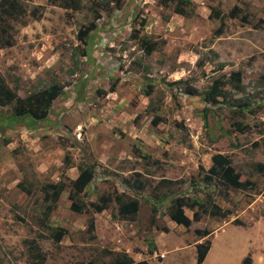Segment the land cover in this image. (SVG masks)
Returning a JSON list of instances; mask_svg holds the SVG:
<instances>
[{
	"label": "rangeland",
	"instance_id": "1",
	"mask_svg": "<svg viewBox=\"0 0 264 264\" xmlns=\"http://www.w3.org/2000/svg\"><path fill=\"white\" fill-rule=\"evenodd\" d=\"M18 1L25 14L9 20L13 44L0 46V77L21 97L52 82L63 90L37 128L0 127V264H37L29 240L38 245L40 264H103L126 251L134 261L194 264V244L206 238L212 248L203 264H240L248 255L253 264H264V220L252 228L227 223L219 229L216 218L205 214L181 230L168 215L174 198L191 204L211 195L231 212L218 222L240 220L239 214L250 223L264 219V175L253 168L264 162V0H190L188 17L173 12L176 0H121L119 6L106 7L107 0H81L78 11L49 0ZM234 5L240 14L230 17ZM211 6L225 15L219 36L212 34L219 20L209 18ZM35 7L38 19L30 14ZM243 14L247 22L240 19ZM257 23L260 28H254ZM92 24L87 38L91 55L86 57L78 33ZM141 39H165L166 44L161 51L146 53ZM236 71L244 91L227 82L228 100L241 98L247 109L232 108L221 98L216 104L205 101L214 79H228ZM186 86L198 93L185 94ZM12 112V106L0 107V117ZM155 118L159 122L154 125ZM234 121L250 130H235ZM213 153L228 155L240 180L254 181L255 188L242 191L204 182L198 166L206 169ZM79 165H92L95 171L81 200L124 192L140 202L135 220L121 219L114 200L101 212L87 208L77 214L69 208V187L43 220L41 187L74 179ZM136 173L143 190L127 182ZM161 177L176 182L165 200L156 201L151 187ZM184 209L192 215L197 207ZM90 217L93 233L87 230ZM56 228L65 231L59 242L52 237ZM196 229L211 233L200 239ZM175 235L181 238L177 245ZM161 237L168 247L156 244L151 254L150 242L157 238L160 244Z\"/></svg>",
	"mask_w": 264,
	"mask_h": 264
},
{
	"label": "trees",
	"instance_id": "2",
	"mask_svg": "<svg viewBox=\"0 0 264 264\" xmlns=\"http://www.w3.org/2000/svg\"><path fill=\"white\" fill-rule=\"evenodd\" d=\"M51 3L59 4L64 8H69L73 11H78L81 9L82 3L81 0H49ZM164 3L168 1L174 0H163ZM114 4L119 6L121 0H107L104 3V6H108L109 4ZM190 0H176L173 8V12L184 17H188L191 15L190 9ZM25 14V8L20 4L18 0H0V46H12L11 35L8 31L12 28L9 23L11 19L21 18L22 15ZM30 14L38 19L39 15H37L36 7L33 8ZM240 14V8L237 5H234L230 11L228 12V16L237 17ZM209 18H215L219 20V25L214 28L212 31L213 36H219L223 33L225 28V15L220 11V9L215 6L210 7ZM240 19L243 22H247L248 15H241ZM263 22V21H260ZM262 27V26H261ZM93 24L86 27L85 29H81L78 33V38L81 42L85 43L86 46L82 51V54L86 57H90L91 55V44H87V38L89 37L88 32L93 29ZM254 28H260L257 24H254ZM264 28V24H263ZM166 44L165 39H161L159 41H153L150 39H141V45L146 53H151L153 51H161L163 46ZM199 66L203 65V61L199 60L197 62ZM242 75L240 71L231 72L229 74L228 79L216 78L212 81L208 90L205 91V101L216 104L219 102L218 98H221L223 101L227 102V104L232 108L239 107L238 110L247 109L245 108L248 104L246 102H242L241 98L232 99L233 102L230 103L228 100V96L231 92L230 89H226L228 83L232 85V88L238 92L244 91V86L241 82ZM228 82V83H227ZM261 87L264 88V80L260 81ZM63 90V85L52 82L43 88L36 89L26 95L25 97H21L18 95L16 90L11 89L0 77V107L12 106L13 112L7 116L0 117V127L4 128H13L16 125L24 126L27 129H35L37 128V123L44 120L49 112V108L52 102L61 94ZM185 94L196 95L198 93L197 89L191 86H186L183 90ZM234 116L238 115V112L235 109ZM204 126H206V119L203 117ZM153 124H157L159 122L158 118L152 120ZM235 130L244 133L250 130L248 125H244L241 122L234 121L232 123ZM64 161L66 164H69L70 160L68 154L65 155ZM212 164L211 166L205 170L202 165L198 166V173H202V180L206 183H212L213 181H218L225 188L232 187L234 189L246 191L252 190L255 188L256 183L250 179L240 180L241 173L234 167L232 161L228 155L222 153H214L211 156ZM156 163L157 161H153ZM253 168L258 173H262L264 175V162H257L253 165ZM78 172L74 179L69 180H58L56 182H47L42 187V201L44 204V210L42 212L43 220H47L50 217V214L53 212L59 198L62 193L65 191L67 187H69L68 199L70 200L69 208L71 211L81 214L87 208H90L93 212H101L106 210L109 207V204L112 200L116 203L117 213L121 219L134 221L140 207V202L137 198L131 197L124 192L113 191L112 195L102 194L98 197L97 201H89L85 202L81 200L80 195L83 193L85 188L89 185L95 175V171L92 165H79L77 167ZM141 174L136 173L135 178L130 181L131 184L136 189L142 190L145 185L142 180H140ZM175 180L168 178H161L157 183L152 186V194L156 201L165 200L168 197V193L170 192V188L175 183ZM24 192L28 195L31 194V189L21 184L18 185ZM163 188L167 189L164 191ZM169 189V191H168ZM261 194L264 196V188L261 191ZM197 207V210L194 211L193 217L189 218L185 212L184 207L193 208ZM153 213L156 212L155 207L152 208ZM230 213L229 210H223L220 208L214 201V198L211 195L206 196V200L204 202L201 201H193V203L188 204L187 201L181 198H174L173 202L170 206L169 217L171 220L176 222L177 224H181L185 227H190L192 221H199L202 215H210L211 217H221L225 218ZM151 221H155L154 215L151 216ZM237 224H241L240 221L234 220ZM87 230L90 233H93L95 230V221L93 217H90L87 225ZM163 231L168 232L167 228H164ZM64 229L56 228L52 231V237L55 242H59L63 235ZM198 238H204L210 235L211 231L208 229L195 230ZM94 237V235H92ZM29 249L31 251V255L34 261L37 264L43 260V256L40 253L38 245L35 240H29ZM211 245V241L206 238L203 241L196 244V260L194 264H202L205 255L207 254ZM150 253L153 252L155 245L154 242H150ZM252 260L250 255L244 257L240 264H251ZM71 264H95L93 260H88L85 262L76 261ZM103 264H150L147 260H141L135 262L127 253L125 252H116L114 253L112 259Z\"/></svg>",
	"mask_w": 264,
	"mask_h": 264
},
{
	"label": "crops",
	"instance_id": "3",
	"mask_svg": "<svg viewBox=\"0 0 264 264\" xmlns=\"http://www.w3.org/2000/svg\"><path fill=\"white\" fill-rule=\"evenodd\" d=\"M214 154V153H213ZM212 154V155H213ZM211 155V156H212ZM211 156L207 159V164L209 165L206 169H208L210 166H211V164H212V161H211ZM231 159V158H230ZM235 167V166H234ZM205 169V170H206ZM161 178H166V177H161ZM160 178V179H161ZM168 179H170V178H168ZM159 181V180H158ZM157 181V182H158ZM156 182V183H157ZM132 183V182H131ZM155 184V183H154ZM228 188V187H227ZM143 190V189H142ZM151 190H152V187H151ZM163 190L164 191H167V189H165V188H163ZM168 191H169V189H168ZM168 194H170V192L168 193ZM169 196V195H168ZM262 196V198H263V200H264V196L263 195H261ZM155 199V198H154ZM216 203V202H215ZM217 204V203H216ZM255 204V202H252L251 203V205H249V208L248 209H250V208H252V206ZM220 208H223V206H220L219 204H217ZM227 210L228 208H223V210ZM247 209V210H248ZM229 210V209H228ZM230 211V210H229ZM139 212V211H138ZM184 212H185V209H184ZM194 213V212H193ZM231 213V212H230ZM229 213V214H230ZM189 218H192L193 217V214L192 215H188L187 213H185ZM216 219L215 220H213V222L214 223H218V225H219V229L224 225V224H227V223H231V224H235V225H239V226H242V227H245V228H252L255 224H257V223H259L260 221H263L264 219H258V220H256L255 222H253V223H250L251 221H249V220H245V219H243L242 218V214L240 215H237V217L236 218H238V219H240V220H238V221H240L241 222V224H237L236 222H234V220L235 219H233V221L232 222H218V220H221V219H225V218H221V217H215ZM169 219H170V217H169ZM237 220V219H236ZM170 223L171 224H173V226H175L176 228H179V229H183V228H187V227H185V226H183V225H181V224H177L176 222H174L173 220H171L170 219ZM181 229V230H182ZM181 233V232H180ZM174 235V234H173ZM158 237H160V236H158ZM183 237V236H182ZM162 238V237H161ZM184 238V237H183ZM157 239V238H156ZM156 239H155V241H153L154 242V245H155V248H154V250H153V252L151 253V254H153V253H156V244H157V248H158V245H159V247H161V248H166V247H168V245L166 246V243L167 242H169V241H167V242H165V240L163 239V242L161 243L160 242V244H159V242L158 241H156ZM179 239H181L180 237H178L177 235H175V241L176 242H174V245H177V244H179L181 241H179ZM200 241L199 240H197L196 242H195V244H194V249H196V244L197 243H199ZM176 243V244H175ZM182 243H183V240H182ZM166 246V247H165ZM211 248H212V243H211V245H210V248H209V250H208V252H207V254L205 255V257H204V260H205V258L208 256V254H209V252L211 251ZM257 250H259V249H257ZM194 252V251H193ZM125 253H127L131 258H132V255L130 254V253H128L127 251L125 252ZM256 253V252H255ZM259 254L261 255L262 253L261 252H259ZM260 257L261 256H259L258 258L260 259ZM133 259V258H132ZM134 260V259H133ZM144 260V259H143ZM195 260H196V256H195ZM204 260H203V262H204ZM251 260H252V262H251V264H253L254 263V257L252 256L251 257ZM141 261V260H140ZM135 262H138V261H135ZM203 262H202V264H203ZM195 263V262H194Z\"/></svg>",
	"mask_w": 264,
	"mask_h": 264
}]
</instances>
